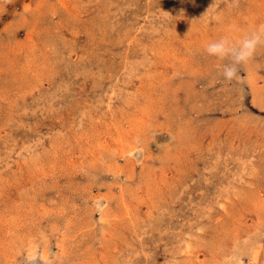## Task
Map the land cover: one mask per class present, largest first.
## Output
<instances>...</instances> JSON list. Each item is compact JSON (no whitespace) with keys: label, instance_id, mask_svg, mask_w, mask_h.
Returning <instances> with one entry per match:
<instances>
[{"label":"rangeland","instance_id":"374dc122","mask_svg":"<svg viewBox=\"0 0 264 264\" xmlns=\"http://www.w3.org/2000/svg\"><path fill=\"white\" fill-rule=\"evenodd\" d=\"M259 28L264 0H0V264H264V44L231 82L205 52Z\"/></svg>","mask_w":264,"mask_h":264},{"label":"clouds","instance_id":"9594fccd","mask_svg":"<svg viewBox=\"0 0 264 264\" xmlns=\"http://www.w3.org/2000/svg\"><path fill=\"white\" fill-rule=\"evenodd\" d=\"M262 44H264V28H259L245 34L236 42L228 36H222L207 43L205 52L221 60H230V63L223 65L220 71L223 78L231 82L239 79L240 66L246 64ZM225 264H231V261H226Z\"/></svg>","mask_w":264,"mask_h":264},{"label":"bare ground","instance_id":"6f19581e","mask_svg":"<svg viewBox=\"0 0 264 264\" xmlns=\"http://www.w3.org/2000/svg\"><path fill=\"white\" fill-rule=\"evenodd\" d=\"M36 254H38V252H36ZM43 255H44V253H43ZM35 256V255H34ZM33 257V256H32ZM36 257V256H35ZM42 258H43V256H41ZM45 259H46V257H45ZM43 261V260H42ZM45 261V260H44ZM46 262V261H45ZM37 264V263H36Z\"/></svg>","mask_w":264,"mask_h":264}]
</instances>
